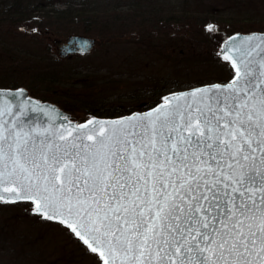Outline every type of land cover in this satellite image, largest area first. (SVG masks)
Here are the masks:
<instances>
[{
  "label": "snow or ice",
  "instance_id": "1",
  "mask_svg": "<svg viewBox=\"0 0 264 264\" xmlns=\"http://www.w3.org/2000/svg\"><path fill=\"white\" fill-rule=\"evenodd\" d=\"M225 59L230 86L138 124L43 139L0 124V200L32 201L104 264H264V55Z\"/></svg>",
  "mask_w": 264,
  "mask_h": 264
},
{
  "label": "rangeland",
  "instance_id": "2",
  "mask_svg": "<svg viewBox=\"0 0 264 264\" xmlns=\"http://www.w3.org/2000/svg\"><path fill=\"white\" fill-rule=\"evenodd\" d=\"M15 1L0 0V88H24L78 125L89 115L115 117L154 106L173 91L229 82L235 71L217 55L219 45L230 33L264 32V0H151L142 16L132 8L138 0H83L88 18L72 10L68 20L51 11L67 3L79 7L81 0H42L41 15L14 22L16 16L2 12ZM153 9L158 16L150 15ZM159 19L162 26L154 22ZM75 36L91 39L90 49L80 53L76 43L68 45ZM0 264L103 261L65 224L20 200L0 201Z\"/></svg>",
  "mask_w": 264,
  "mask_h": 264
},
{
  "label": "water",
  "instance_id": "3",
  "mask_svg": "<svg viewBox=\"0 0 264 264\" xmlns=\"http://www.w3.org/2000/svg\"><path fill=\"white\" fill-rule=\"evenodd\" d=\"M92 42L93 41L89 38L75 36L68 40V45L76 43V45L81 48V52L84 53L91 47ZM249 51H251L252 57H255V60L257 61L260 59V55H264V32L233 33L220 44L217 53L225 58V56L241 57L242 54ZM257 53H259V55H257ZM226 60L232 63L231 59ZM234 77L227 83L205 84L197 88H189L170 93L164 96L159 104L144 112H134L130 115L109 119L92 117L90 120L79 125L70 121V114L62 111L57 105L50 102H42L39 99L31 97L24 88H0V113H3V115H0V124L5 125L7 128H14L19 125L25 132L30 129L33 135L38 139H43L45 135L51 137L54 133L59 134L60 132L65 131H71L73 136H75L77 132L86 131L84 126H86L87 129H90L94 125H114L120 122L129 121L133 124H138L141 120L153 114L158 108L164 107L166 99L175 102L173 99L174 97L179 96L183 98L187 96L188 102H191L194 98L190 94L196 90H223L230 86ZM180 102L183 103L184 100L181 99ZM125 126H127V124H125ZM3 195L8 197L12 194L5 192ZM97 253L102 258L103 264L105 259H110L106 255L102 256L101 250H98ZM116 264H119L118 260Z\"/></svg>",
  "mask_w": 264,
  "mask_h": 264
},
{
  "label": "trees",
  "instance_id": "4",
  "mask_svg": "<svg viewBox=\"0 0 264 264\" xmlns=\"http://www.w3.org/2000/svg\"><path fill=\"white\" fill-rule=\"evenodd\" d=\"M35 1L36 0H26L27 4L25 5L23 0H16L15 2H13L11 4V7L8 10L3 11L2 13L4 15L10 16V18H12L13 16H16L14 22H16V21L20 22V21L29 20V18L32 19V17L35 18L36 14L39 13V15H41V9L45 8V4L42 5V0L40 2H38V0H37V3H39L40 5L38 4L37 6H39V7L36 8ZM44 1H46V3H52L53 2V0L49 1V2L47 0H43V2ZM150 1L151 0H149L147 2L142 1V0H138V1H135V3L133 2V7L132 8L134 9V12H137V13L139 12L140 16L145 14V11L143 10V12H142L141 9L144 8V6L148 5L150 3ZM32 2L35 3V4L30 6L29 4L32 3ZM108 3L109 2L106 3V6H107ZM75 4H77L79 7H74V5H72L71 3H67L65 8H63V9H54L53 11H51L52 15H58L59 19H62V20L67 19L68 20V19L72 18V16H70V15L74 14L73 11H76V12H80L81 14H83V18H85L86 13H87L86 18H88V11H87V9L84 8L85 7V2H83V0H81V2H78V3H75ZM134 4H136V6ZM29 6L31 7V9L27 10V8ZM32 6H35V7L32 8ZM140 10H141L142 13H140ZM157 12H158L157 9H153L149 13H151L150 15L154 16ZM158 15L159 14L157 13V16ZM39 17H41V16H39ZM74 20L83 21L80 18L79 19H74ZM154 22H157L156 24H158L159 26H162L161 23H164V22H161L160 19L158 21H154ZM154 22H153V24H155ZM154 26L158 27L156 25H154ZM94 30H95V27L92 29V32H94ZM107 30H110L111 31L110 34H112V29H107ZM122 113H125V112H122ZM107 116H112V115L109 114Z\"/></svg>",
  "mask_w": 264,
  "mask_h": 264
},
{
  "label": "bare ground",
  "instance_id": "5",
  "mask_svg": "<svg viewBox=\"0 0 264 264\" xmlns=\"http://www.w3.org/2000/svg\"><path fill=\"white\" fill-rule=\"evenodd\" d=\"M202 85H204V84L195 85V86H192V87H189V88H197V87L202 86ZM189 88H187V89H189Z\"/></svg>",
  "mask_w": 264,
  "mask_h": 264
}]
</instances>
